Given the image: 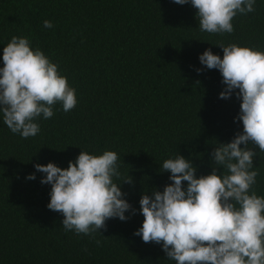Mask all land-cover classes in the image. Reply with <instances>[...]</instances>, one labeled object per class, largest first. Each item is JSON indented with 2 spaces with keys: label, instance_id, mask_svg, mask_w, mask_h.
<instances>
[{
  "label": "trees",
  "instance_id": "16d2710c",
  "mask_svg": "<svg viewBox=\"0 0 264 264\" xmlns=\"http://www.w3.org/2000/svg\"><path fill=\"white\" fill-rule=\"evenodd\" d=\"M255 9L233 18L232 33L209 34L190 3L173 0H0V67L11 38L28 37L77 98L71 111L57 103L52 118L39 117L40 132L27 139L0 113V264H175L160 244L133 234L144 219L139 201L171 183L164 160L180 154L197 177L208 175L220 167L211 161L214 148L243 131L235 119L241 101L219 98L222 76L199 55L210 48L222 58L220 43L264 52V0ZM248 147L259 171L253 190L264 196V152ZM81 150L117 153L121 176L114 182L131 177L120 187L137 210L91 236L64 229L63 216L47 207L51 185L40 182L46 174L35 169L49 162L67 168Z\"/></svg>",
  "mask_w": 264,
  "mask_h": 264
},
{
  "label": "clouds",
  "instance_id": "9594fccd",
  "mask_svg": "<svg viewBox=\"0 0 264 264\" xmlns=\"http://www.w3.org/2000/svg\"><path fill=\"white\" fill-rule=\"evenodd\" d=\"M173 2L190 3L197 10L200 30L209 34L232 33L237 14L256 10V0ZM43 25L53 27L48 20ZM218 46L222 58L209 48L199 61L220 72L225 87L219 98L235 94L241 101L235 119L242 122L243 131L214 148L211 161L220 167H212L208 175L197 177L191 160L180 154L164 160L163 172L170 173L171 183L162 192L153 189L151 196H141L144 219L133 234L144 243L160 244L175 264H264V196L253 190L259 171L254 166L256 152L248 147L251 143L264 152V52L235 43ZM2 61L0 113L12 133L35 137L40 132L35 121L52 118L57 103L64 112L75 108L76 90L56 63L39 47L33 49L28 37L13 36L3 47ZM118 159L111 150L99 155L81 150L67 168L52 162L35 165L46 174L41 184L51 185L47 207L63 216L66 231L91 236L106 230L107 220L126 221V212L136 213L120 187L122 182L132 183L131 177L114 182L121 176ZM26 178L36 179L35 173Z\"/></svg>",
  "mask_w": 264,
  "mask_h": 264
}]
</instances>
